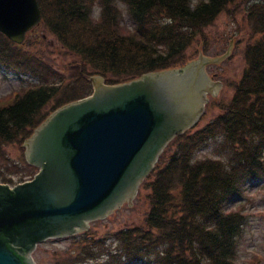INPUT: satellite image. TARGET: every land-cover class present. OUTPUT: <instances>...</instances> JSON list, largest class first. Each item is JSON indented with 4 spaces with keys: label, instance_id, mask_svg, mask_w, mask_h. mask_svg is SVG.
<instances>
[{
    "label": "trees",
    "instance_id": "obj_1",
    "mask_svg": "<svg viewBox=\"0 0 264 264\" xmlns=\"http://www.w3.org/2000/svg\"><path fill=\"white\" fill-rule=\"evenodd\" d=\"M38 2L42 27L77 60L60 65L56 73L46 53L34 50L45 41L36 32L34 45L28 40L22 46L0 34V69L38 77L46 70L52 74L50 81L1 106L0 153L25 142L51 110L89 96V77L100 75L119 84L185 65L192 60L189 48L225 10L235 5L243 11L251 35L243 50L245 70L231 101L211 122L169 144L148 178L150 209L144 225L118 231L116 249L106 250L108 257L118 256L119 264H233L244 218L231 212L228 203L247 183L264 177V0ZM125 14L134 23L130 33L125 32ZM212 143L219 156L199 158L197 153ZM22 165L21 177L37 172L25 156ZM0 178L11 181L5 174Z\"/></svg>",
    "mask_w": 264,
    "mask_h": 264
},
{
    "label": "water",
    "instance_id": "obj_2",
    "mask_svg": "<svg viewBox=\"0 0 264 264\" xmlns=\"http://www.w3.org/2000/svg\"><path fill=\"white\" fill-rule=\"evenodd\" d=\"M41 17L37 0H0V32L14 43ZM201 53L200 46L196 61ZM211 58L118 85L92 77L91 96L53 113L26 142L39 173L13 189L0 184V264H34L38 243L73 235L131 203L168 143L204 113V67L223 60ZM212 90L218 101L225 86Z\"/></svg>",
    "mask_w": 264,
    "mask_h": 264
},
{
    "label": "rangeland",
    "instance_id": "obj_3",
    "mask_svg": "<svg viewBox=\"0 0 264 264\" xmlns=\"http://www.w3.org/2000/svg\"><path fill=\"white\" fill-rule=\"evenodd\" d=\"M121 7L124 9L122 5ZM99 14V7H96L94 17L97 18ZM243 15V11L240 9L237 11L235 5L230 6L204 31L203 36L197 38L187 51V57L194 60L197 58L201 46L204 55L216 57L225 51L230 41L235 37L225 60L220 64L208 66V73H212L213 76L217 75V80L223 82L225 90L218 101L210 94L207 95L209 106L199 123L200 126L213 120L222 112V106L229 104L234 95L236 84L244 73L246 63L243 50L251 31ZM123 18L125 32L130 33L134 28V23L127 14ZM36 32L39 39L45 41L41 42V47H34V50L38 49V51L46 53L49 68H52L56 73L62 70L60 65L67 66L77 60L66 49H63L55 36L44 27H39ZM28 40L34 45L36 35H29ZM214 73L217 74L214 75ZM51 75L50 70L42 72L38 77L36 75H20L11 70L0 69V106L12 103L17 93L34 87L40 82L50 81ZM54 77L56 75L53 72L52 78ZM54 111L51 110L49 114ZM215 144H209L201 149L197 156L202 159L219 156V149ZM25 154L24 142L7 146L0 153V170H3L0 171V175L5 174V177L11 180L10 186L12 187L31 179L30 176H20L21 170L25 169L22 165ZM0 183H2L1 178ZM147 183L148 181L143 183L144 185L132 206H121L109 220L93 221L86 231L76 236L50 239L39 244L32 253L35 264H119L118 256L108 257L106 250H113L116 247L115 233L118 231L144 225L146 213L150 209L148 199L150 191L147 188ZM228 207L232 212H236L244 218V227L237 241V255L233 264H264V177L247 183L240 194L230 199ZM92 240H96L97 243H93ZM89 244L93 246L91 249ZM127 264L150 263L149 261H136Z\"/></svg>",
    "mask_w": 264,
    "mask_h": 264
}]
</instances>
